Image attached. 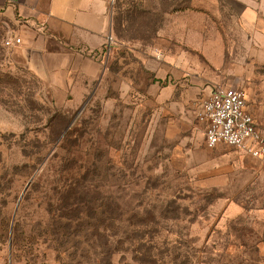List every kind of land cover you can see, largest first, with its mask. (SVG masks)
Listing matches in <instances>:
<instances>
[{
    "label": "rangeland",
    "instance_id": "374dc122",
    "mask_svg": "<svg viewBox=\"0 0 264 264\" xmlns=\"http://www.w3.org/2000/svg\"><path fill=\"white\" fill-rule=\"evenodd\" d=\"M106 4L104 48L55 60L0 13V264H264L261 161L207 148L158 78L177 49L256 111L264 0Z\"/></svg>",
    "mask_w": 264,
    "mask_h": 264
},
{
    "label": "crops",
    "instance_id": "0c3cea01",
    "mask_svg": "<svg viewBox=\"0 0 264 264\" xmlns=\"http://www.w3.org/2000/svg\"><path fill=\"white\" fill-rule=\"evenodd\" d=\"M106 12V0H0V13L13 21L17 33L21 34V47L46 52V57L54 60L57 56L67 57L66 53H71L72 48L75 52L84 48L89 52L101 51L110 28ZM53 48L57 49L50 51ZM261 52L264 56V50ZM184 57L177 49L165 53L162 74L158 78L167 79L168 84L161 95L167 96L169 101L171 93H175L179 104L185 103L187 96L201 99L202 103L217 86L212 87L213 82L208 78L195 77V70L183 65ZM51 66L48 70L55 72L56 65ZM188 69L193 74H189ZM256 91L257 109L254 111L253 106H247V111L256 128L264 134V83H258ZM248 165L253 172L264 175V162ZM255 215L258 220H264V208Z\"/></svg>",
    "mask_w": 264,
    "mask_h": 264
},
{
    "label": "built area",
    "instance_id": "2783aa9c",
    "mask_svg": "<svg viewBox=\"0 0 264 264\" xmlns=\"http://www.w3.org/2000/svg\"><path fill=\"white\" fill-rule=\"evenodd\" d=\"M20 39H6L5 46H16ZM197 122L205 123L204 144L232 147L242 154L264 162V134L256 128L247 111V93L234 86H219L201 104Z\"/></svg>",
    "mask_w": 264,
    "mask_h": 264
}]
</instances>
